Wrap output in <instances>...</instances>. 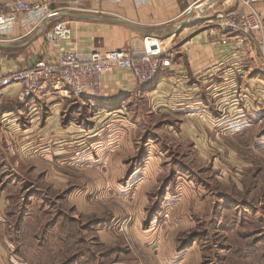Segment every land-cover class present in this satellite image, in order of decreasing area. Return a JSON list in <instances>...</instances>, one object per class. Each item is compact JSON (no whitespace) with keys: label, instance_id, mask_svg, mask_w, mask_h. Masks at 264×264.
<instances>
[{"label":"rangeland","instance_id":"374dc122","mask_svg":"<svg viewBox=\"0 0 264 264\" xmlns=\"http://www.w3.org/2000/svg\"><path fill=\"white\" fill-rule=\"evenodd\" d=\"M125 105L67 114L77 164L52 155L37 173L44 145L0 141V264H264V106L245 126L214 120L220 139L196 150Z\"/></svg>","mask_w":264,"mask_h":264},{"label":"crops","instance_id":"0c3cea01","mask_svg":"<svg viewBox=\"0 0 264 264\" xmlns=\"http://www.w3.org/2000/svg\"><path fill=\"white\" fill-rule=\"evenodd\" d=\"M11 1L0 0V6ZM69 4L68 1L53 2L49 10H57V14L47 17L32 33L26 34L28 27L15 26L9 35L11 40L0 43V75L33 66L61 50H77L82 54L144 50L146 35L111 21L113 19L151 30L154 44L158 38L165 48L170 49L172 63L163 68L152 86L146 88L139 86L130 70L109 73L105 77L101 100L64 94L53 81L44 83L40 93L27 99L22 97L20 84L8 87L0 110V141L4 139L3 143L7 141L10 144L17 140L44 145L43 159L35 161L39 169L37 173L43 172L40 170L46 167L45 160H51L49 156L63 153L69 156L72 153H67L66 149L83 142V126L72 121L65 124L64 119L71 110L76 107L80 110L85 103L101 105L98 115L107 111L106 116H109L125 110V104H128L132 110H147L148 114L155 112L157 116H167L162 117L167 123H161L175 135V141L185 147L192 145L196 150L206 144L208 137L216 141L220 139L221 133L217 130L213 137L210 135L214 130V120L220 117L226 120L229 113L235 112V122L230 125L245 126L248 116L264 106V59L257 42L241 34L229 35L227 44L221 41L225 33L217 14L241 7L235 0L84 2L81 4L84 8L76 13L66 12L65 7ZM256 7L264 19V3ZM190 9H197L200 21L178 28ZM68 14L86 17L75 18ZM61 22H68L72 39L60 44L48 41L44 32ZM44 27L43 34L33 38ZM138 95L140 99L135 97ZM72 113L75 114V110ZM228 122H217V125L227 126ZM95 128L97 126L90 132ZM69 157L75 158V164L81 160L73 154ZM238 160L241 161L240 158ZM49 173L48 176L58 185L67 184L68 180L58 177L60 181L52 172Z\"/></svg>","mask_w":264,"mask_h":264},{"label":"built area","instance_id":"2783aa9c","mask_svg":"<svg viewBox=\"0 0 264 264\" xmlns=\"http://www.w3.org/2000/svg\"><path fill=\"white\" fill-rule=\"evenodd\" d=\"M55 1H68L66 5L74 11L82 10L84 2H121L123 0H12L0 6V43L11 40L9 35L15 26L28 27L27 33L35 31L47 17L57 14L49 10ZM241 7H235L217 14L220 26L224 30L222 43L227 44L229 35L241 34L257 42L264 59V19L256 5L264 0H235ZM46 39L60 44L72 39V29L68 22H61L44 32ZM154 37L144 38L145 48L139 51L129 49L118 51H93L82 54L77 50H61L52 57H45L35 65L0 75V110L8 87L14 84L22 86L23 99L30 98L43 90L44 83L53 81L64 94L77 97H89L92 100L103 99L105 77L116 70H130L140 87L149 86L158 80L163 68L171 66L170 49ZM152 44L149 46V44Z\"/></svg>","mask_w":264,"mask_h":264},{"label":"water","instance_id":"95a60500","mask_svg":"<svg viewBox=\"0 0 264 264\" xmlns=\"http://www.w3.org/2000/svg\"><path fill=\"white\" fill-rule=\"evenodd\" d=\"M197 9H190V11L187 13V16L186 18L181 21L177 27L178 28H181V27H185L187 26L188 24L192 23L195 19H197L200 14L197 13ZM68 16H72V17H75V18H83V17H86L85 15H81V14H68ZM89 17H94V18H101L103 20H111L109 18H102L100 16H89ZM111 21H115V22H118V23H121V24H124V25H127L137 31H139L140 33L146 35V36H151L152 33H151V30H148L144 27H141V26H138V25H134V24H131L129 22H126V21H122V20H118V19H113ZM45 31V27L40 29L34 36L33 38H37L39 36H41L43 34V32Z\"/></svg>","mask_w":264,"mask_h":264},{"label":"trees","instance_id":"16d2710c","mask_svg":"<svg viewBox=\"0 0 264 264\" xmlns=\"http://www.w3.org/2000/svg\"><path fill=\"white\" fill-rule=\"evenodd\" d=\"M64 230H65V229H64ZM76 234H77V231H75V232H73V233H71V234H68L67 236H65V239H66L67 237H69V239H70V238H76V239H77V235H76ZM72 235H75V237H72ZM76 239H75V240H76ZM74 248H75V245H74Z\"/></svg>","mask_w":264,"mask_h":264}]
</instances>
